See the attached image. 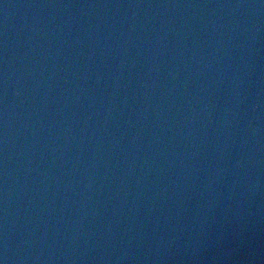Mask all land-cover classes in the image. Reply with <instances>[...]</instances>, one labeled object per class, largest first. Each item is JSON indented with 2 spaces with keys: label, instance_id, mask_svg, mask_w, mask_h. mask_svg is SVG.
<instances>
[{
  "label": "water",
  "instance_id": "95a60500",
  "mask_svg": "<svg viewBox=\"0 0 264 264\" xmlns=\"http://www.w3.org/2000/svg\"><path fill=\"white\" fill-rule=\"evenodd\" d=\"M2 264H264V0H0Z\"/></svg>",
  "mask_w": 264,
  "mask_h": 264
},
{
  "label": "snow or ice",
  "instance_id": "6c2138e0",
  "mask_svg": "<svg viewBox=\"0 0 264 264\" xmlns=\"http://www.w3.org/2000/svg\"><path fill=\"white\" fill-rule=\"evenodd\" d=\"M0 264H2V261H0Z\"/></svg>",
  "mask_w": 264,
  "mask_h": 264
}]
</instances>
